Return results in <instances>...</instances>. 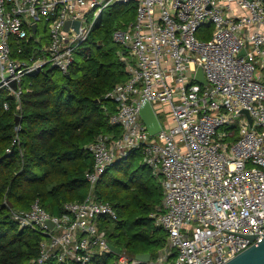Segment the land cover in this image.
I'll use <instances>...</instances> for the list:
<instances>
[{
	"label": "built area",
	"instance_id": "2783aa9c",
	"mask_svg": "<svg viewBox=\"0 0 264 264\" xmlns=\"http://www.w3.org/2000/svg\"><path fill=\"white\" fill-rule=\"evenodd\" d=\"M128 4L135 20L112 34L128 79L104 95L121 134H99L90 145L84 200L65 203L61 216L36 200L27 211L13 210L12 219L45 236L31 264H89L113 253L103 223L118 213L98 199L96 184L139 151L163 189L150 217L168 243L147 263L121 252L115 264H226L264 237V0H0V92L20 110L32 91L29 76L47 66L69 74L105 10ZM67 21L80 26L65 30ZM209 25L212 35L201 39ZM46 27L45 44L47 35H38ZM200 66L207 85L195 79ZM146 101L161 125L154 135L140 116ZM165 104L172 113L166 128L157 109ZM15 131L13 146L20 123Z\"/></svg>",
	"mask_w": 264,
	"mask_h": 264
},
{
	"label": "trees",
	"instance_id": "16d2710c",
	"mask_svg": "<svg viewBox=\"0 0 264 264\" xmlns=\"http://www.w3.org/2000/svg\"><path fill=\"white\" fill-rule=\"evenodd\" d=\"M117 7L102 14L85 44L87 50L77 52L69 77L49 66L29 76L32 91L23 95L20 110L0 92V264H31L40 257V243L45 239L39 232L20 229L12 211H27L39 200L50 214L63 215L65 203L82 201L89 193L85 175L94 165L90 145L95 137L121 134L109 122L115 105L104 99L116 84L128 79L118 57L122 47L112 38L115 29L125 27L114 23L125 11H115ZM130 11L135 17V6ZM211 35L212 30L204 40ZM44 39L48 43V36ZM32 45L28 53L34 50ZM18 123L20 142L13 146ZM95 193L117 209L118 219L103 223L108 241L129 259L140 253L156 259L167 246L168 234L150 215L164 194L159 179L142 163L141 153L133 151L111 165ZM118 257L113 252L89 264H115ZM44 264L64 263L51 259Z\"/></svg>",
	"mask_w": 264,
	"mask_h": 264
},
{
	"label": "water",
	"instance_id": "95a60500",
	"mask_svg": "<svg viewBox=\"0 0 264 264\" xmlns=\"http://www.w3.org/2000/svg\"><path fill=\"white\" fill-rule=\"evenodd\" d=\"M71 25H74L77 29L80 26L79 21H67L65 25V30H68ZM36 26L34 25V29ZM245 51L242 52L244 54ZM67 77L70 74L66 75ZM196 81L203 85H207V80L204 74L203 67H199L195 77ZM242 113L246 114L249 118V121L252 123V118L247 110H243ZM140 116L142 121L147 126V129L151 135L156 134L161 130V125L158 120V117L152 107V105L146 101L144 105L140 109ZM12 207V205L10 204ZM50 227H53V223L51 221L48 222ZM255 237L251 236L249 239L251 241L254 240ZM112 251L116 254H120L122 249L120 247H116L113 244H109ZM137 260L141 261L142 263H147L151 260L150 253H140L135 257ZM226 264H264V237L256 244L249 247L247 250L242 252L241 254L237 255L235 258L227 262Z\"/></svg>",
	"mask_w": 264,
	"mask_h": 264
},
{
	"label": "rangeland",
	"instance_id": "374dc122",
	"mask_svg": "<svg viewBox=\"0 0 264 264\" xmlns=\"http://www.w3.org/2000/svg\"><path fill=\"white\" fill-rule=\"evenodd\" d=\"M132 6H134V4L130 5H118L117 8H114L115 11H119L118 9L122 8L124 11L123 14H121L116 21H114V23L116 25H118L119 23L122 24V25H128L130 23H132L134 20H135V17H134V14L132 13V11H130V9H132ZM112 8H108L105 10V14H108L109 11L111 10ZM90 17H92V14L90 15ZM211 30H212V27L211 26H208V27H205L203 28L200 33H199V37L201 39H205V37H207L209 35V33H211ZM47 35L49 36V33H48V29L47 27L45 28V30L43 31H40L39 33V37L42 36V35ZM82 51L84 50H87V46L84 45L82 48H81ZM157 109H158V116H159V119L161 120V122L163 123L164 127H168V124L172 122V113H171V107L170 105L168 104H165V105H162V107H158L157 106ZM224 129V128H223Z\"/></svg>",
	"mask_w": 264,
	"mask_h": 264
}]
</instances>
